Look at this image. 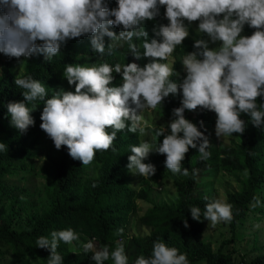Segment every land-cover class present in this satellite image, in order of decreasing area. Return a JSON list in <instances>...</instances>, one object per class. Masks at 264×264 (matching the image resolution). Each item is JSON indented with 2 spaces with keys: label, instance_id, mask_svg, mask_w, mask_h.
Instances as JSON below:
<instances>
[{
  "label": "clouds",
  "instance_id": "clouds-1",
  "mask_svg": "<svg viewBox=\"0 0 264 264\" xmlns=\"http://www.w3.org/2000/svg\"><path fill=\"white\" fill-rule=\"evenodd\" d=\"M160 7H164L168 23L154 27L155 38L149 39L145 22L159 16ZM185 21L198 22L197 31L208 40L196 39L194 50L182 56L185 76L177 84L170 79L179 75L174 64L162 61H169L176 47L189 37ZM246 25L254 29L251 35H242ZM110 28H120L119 35ZM84 36L90 37L93 51L100 55L105 53V37L124 41L136 60L142 58L141 52L132 41L143 38V58L149 62L142 67L135 62L65 65L63 78L74 92L61 88L46 100L41 82L18 75L14 84L24 90V101L6 105L10 126L25 133L35 124L27 103L45 100L41 130L57 150L66 147L68 155L82 166L92 163L97 151L109 150L118 132L127 128L130 133L145 134L143 110L156 109L170 94L179 93L182 99L180 107L172 110L171 121L154 129L157 137L163 136L162 143L155 150L147 141L130 145L127 168L133 174L155 175V166L144 162L153 151L165 156V167L173 174L182 170L188 174L183 161L190 148L197 149L202 159L209 157V139L185 118L186 110L215 113L217 137L243 135L246 121L242 114L257 128L264 124V104L257 103L264 98V0H116L114 8L108 0H0V53L9 58L43 55L50 60L68 41ZM217 42L218 47L210 48L209 43ZM107 48L111 53L112 44ZM113 73L121 76L120 86H113ZM168 129L170 134H166ZM6 147L0 143V151ZM190 214L201 221L199 207H192ZM203 218L212 225L230 222L232 205L211 200L205 204ZM184 227H189L186 220ZM122 233L118 229L116 235ZM78 238L70 228L52 231L50 238L39 237L36 247L49 251L47 264H63L57 251L60 242L71 244ZM82 248L92 253L95 264L109 259L113 264H129L122 240H116L111 249L108 245L97 248L91 240ZM134 264H189V260L177 248L156 241L151 254L139 255Z\"/></svg>",
  "mask_w": 264,
  "mask_h": 264
},
{
  "label": "trees",
  "instance_id": "trees-1",
  "mask_svg": "<svg viewBox=\"0 0 264 264\" xmlns=\"http://www.w3.org/2000/svg\"><path fill=\"white\" fill-rule=\"evenodd\" d=\"M109 7H116V0H108ZM164 7H160L159 16L152 21L145 22V31L149 34V39L155 38L153 28L160 24H167L164 17ZM119 35L120 28H110ZM254 29L247 25L244 28L245 35H251ZM200 39L208 40L202 33ZM133 38L138 48H140L141 59L136 60L131 54L128 44L125 42L119 56L112 45L111 53L107 48L112 44L109 38L105 37V53L100 55L93 51L90 44V37L84 36L73 39L62 46L60 52L50 60H45L43 55L28 64L24 75L31 76L41 82L46 88L45 100L51 98L56 92V88L63 78L65 65L92 66L107 62L114 66L116 63L127 64L135 62L141 67L148 63V59L143 58L142 41ZM196 39L188 37L182 45L174 50L172 56L175 58L174 70L179 73L181 61L179 60L187 52L194 50L193 44ZM13 58L7 57L4 74L0 78V143L7 145L4 151H0V181L11 172L14 162H24L30 159L34 149L33 138L46 134L41 130V113L45 100L37 99L28 102L27 106L33 111L31 114L35 124L27 132L21 133L10 126V116L7 113L8 102L24 101L23 89L14 84L16 75L12 71ZM168 62V61H162ZM178 76L170 77L177 82ZM122 78L115 75L113 86H120ZM258 104H264V98H258ZM180 107V101L176 100L173 94L165 99L163 104L157 109L167 118L172 119V110ZM261 110H264L262 108ZM185 118L196 124L208 139H211V127L213 121L210 111L197 109L196 115H191L185 111ZM241 119L246 121V129L243 135L235 134L240 139V151L226 148L218 149L210 144L207 151L210 153L207 159H202L197 149H191L186 154V167L189 168L190 175L186 177L185 183L177 184L179 196L176 205H151L146 214L139 219V224L151 228L153 231L146 237H132L124 241L125 251L129 257V264H134L136 257L143 254L146 257L151 254L154 242L162 241L168 247H174L181 254H187L189 264L204 262L206 264H264V258H258L247 262L244 257L238 262L236 251H225V247L235 243V234L232 239L223 241L217 251H214L210 244L203 242L202 235L205 230L207 220L203 218V211L206 201L201 197H194V187L197 185V170L205 166L213 165L223 167L224 170H247L248 179L243 190L231 196L228 204L232 205L233 219L229 222L231 230L235 231L239 222L243 220L250 211V204L257 199L262 188H264V124L259 128L253 126L250 118L242 114ZM203 121V127L200 122ZM155 128H149L155 136L157 143L162 142L163 136L157 137ZM109 133L112 131L108 129ZM170 134V133H169ZM182 135V134H181ZM141 134L137 131L130 133L127 128L117 133V138L107 151H97L92 163L82 166V163L73 160L68 155L66 147L56 150L51 157L52 179H51V204L41 215L35 218L34 226L30 229L18 231L13 229V218L8 217L0 224V244L8 247L15 259L31 258L37 260L39 264H47L50 255L46 249L36 247V240L43 236L50 238L52 231L72 229L75 233L85 235L87 241H93L97 248L108 245L115 247L118 229L127 231L131 222V215L136 212V200L147 199L145 190L136 193L130 181L131 173L128 168V156L131 155L130 145H138ZM210 143V142H209ZM165 156L151 153L145 163H151L156 168V173L151 178L158 181L160 187L163 186L168 175L165 169ZM96 177L91 178L90 173ZM191 171V172H190ZM148 184V181L145 182ZM95 185V187H93ZM199 207L201 209V221L191 218L190 209ZM184 220L189 227H184ZM71 244L60 242L58 253L63 257V264H95L91 259L92 253H85L84 244L79 237ZM105 264H113L109 259Z\"/></svg>",
  "mask_w": 264,
  "mask_h": 264
},
{
  "label": "rangeland",
  "instance_id": "rangeland-1",
  "mask_svg": "<svg viewBox=\"0 0 264 264\" xmlns=\"http://www.w3.org/2000/svg\"><path fill=\"white\" fill-rule=\"evenodd\" d=\"M190 35L194 39H200L202 33L197 31L198 22L188 24ZM242 35H245L242 32ZM124 41H112V45L116 50V56H119L123 48ZM210 48L218 47L219 44L209 43ZM39 55H33L30 58L21 57L19 60L13 58L12 71L16 76L24 75L29 63L37 60ZM181 58L179 60L181 61ZM7 56L0 53V78L4 74ZM168 63L174 64L175 58L171 56ZM177 84H179L185 76L183 66L178 73ZM114 77L115 73H113ZM63 88L66 91H73L74 87H70L67 81L61 82L56 88L59 91ZM176 100L181 101L182 97L179 93L174 94ZM135 107L134 105H131ZM191 115H196V111H189ZM142 126L145 128V134H141V142L147 141L152 144L153 150L158 146L155 136L148 130L166 126L171 119L165 118L156 108L145 109L142 112ZM213 121L211 127L210 144L218 149H234L240 151V139L235 135L217 137L215 133V113L210 112ZM130 127V121L127 122ZM170 133V129L166 134ZM34 149L29 160L24 162H14L11 167L10 174L0 181V224L8 217L13 218V229L23 231L34 226L35 218L41 215L51 204V179H52V163L51 157L56 152V148L52 140L44 134L43 136L33 138ZM162 143V142H160ZM152 153H156L153 151ZM158 154V153H157ZM160 155V154H159ZM187 159L183 161V168L186 167ZM166 169V167H165ZM191 172V171H190ZM168 179L165 180L162 187L158 185V181L149 177L144 178L139 174L131 173L130 181L135 188L136 193L143 190L147 193V199L136 200V212L131 215V222L127 231L116 236L117 240L127 241L132 237H146L152 233V229L139 224V219L143 217L151 208V205H176L179 199L177 193V184L185 183L186 177L190 175L181 173L173 174L166 169ZM91 178L96 175L90 173ZM197 185L194 189V197H209L208 201L219 199L228 203L229 198L243 190L244 184L248 179L247 170H224L222 167L213 165L205 166L203 169L197 170ZM148 181V184L145 182ZM235 234V243L227 245L225 251H236L238 254V262L244 257L247 262L254 261L258 258H264V188L260 192L256 200L250 204V211L247 216L241 220L235 231L231 230L229 222H220L212 225L210 221L205 224V230L202 240L211 245L214 251H217L223 241L232 239ZM83 243H86L87 237L78 234ZM76 245H80L76 240ZM97 246V245H96ZM0 264H39L37 260L31 258L15 259L8 247L0 244ZM197 264H206L200 262Z\"/></svg>",
  "mask_w": 264,
  "mask_h": 264
}]
</instances>
